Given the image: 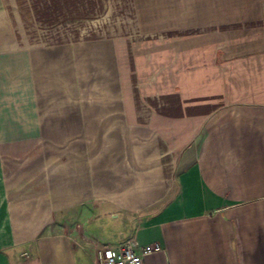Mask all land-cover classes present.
I'll return each instance as SVG.
<instances>
[{
    "label": "crops",
    "instance_id": "1",
    "mask_svg": "<svg viewBox=\"0 0 264 264\" xmlns=\"http://www.w3.org/2000/svg\"><path fill=\"white\" fill-rule=\"evenodd\" d=\"M264 264V0H0V264Z\"/></svg>",
    "mask_w": 264,
    "mask_h": 264
},
{
    "label": "built area",
    "instance_id": "2",
    "mask_svg": "<svg viewBox=\"0 0 264 264\" xmlns=\"http://www.w3.org/2000/svg\"><path fill=\"white\" fill-rule=\"evenodd\" d=\"M160 251L163 247L159 243L141 246L130 238L118 246L98 247L96 264H143L147 255Z\"/></svg>",
    "mask_w": 264,
    "mask_h": 264
}]
</instances>
